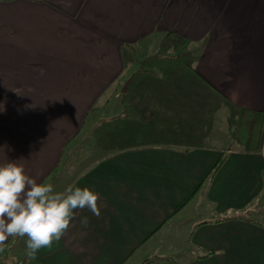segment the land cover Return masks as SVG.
Returning a JSON list of instances; mask_svg holds the SVG:
<instances>
[{
  "label": "crops",
  "instance_id": "0c3cea01",
  "mask_svg": "<svg viewBox=\"0 0 264 264\" xmlns=\"http://www.w3.org/2000/svg\"><path fill=\"white\" fill-rule=\"evenodd\" d=\"M154 36L189 59L139 73L125 47ZM123 80L119 115L89 128L102 155L63 178L90 112ZM9 161L99 194L100 215L77 210L29 264H264V0H0Z\"/></svg>",
  "mask_w": 264,
  "mask_h": 264
},
{
  "label": "clouds",
  "instance_id": "9594fccd",
  "mask_svg": "<svg viewBox=\"0 0 264 264\" xmlns=\"http://www.w3.org/2000/svg\"><path fill=\"white\" fill-rule=\"evenodd\" d=\"M99 194L69 185L58 191L50 183H38L15 161L0 164V245L9 237H27L26 255L35 259L39 250L51 249L76 219L77 210L87 208L99 216ZM83 226L88 218L81 219Z\"/></svg>",
  "mask_w": 264,
  "mask_h": 264
},
{
  "label": "rangeland",
  "instance_id": "374dc122",
  "mask_svg": "<svg viewBox=\"0 0 264 264\" xmlns=\"http://www.w3.org/2000/svg\"><path fill=\"white\" fill-rule=\"evenodd\" d=\"M172 42L176 41H169V39L167 38L154 36L150 37L146 42H144V44L148 45L147 47H138L136 48L137 51L130 48V52L133 51L132 53H136L134 55L135 58L133 62V66H135V69H139V73H141L142 70L151 71L157 70L156 67L162 68V66H164L162 60L176 58L182 60L189 59L188 56L185 55L186 50L182 49L179 51L177 49V46H175ZM195 59H192L191 62ZM135 69L133 68L132 70L134 71ZM128 72L130 73V70ZM123 81L125 82V80ZM124 82H121L119 85L115 84L112 92L108 93V95L104 99H102L100 104H98L90 112V115L86 120L84 129L80 132V134H78L76 141L74 140L70 145L71 151L68 153V157H66V160H64L63 165L60 168V176H63V178L67 177V175L72 176L76 169L80 171L86 165H89L93 161H96L98 159L96 155H102V153H98V146H100L98 137L100 136V131L97 128V130L95 129V131L91 132V129L89 128L91 126L94 127L97 125L99 127L102 119H110L111 117H114V119L116 118V115L118 114V112H120L119 109L122 110V99L119 97L122 95V89H124L125 85L128 83L125 82L124 84ZM123 116L126 117L127 114H124ZM252 137L253 146L249 148L254 150L258 147L260 142V131L257 129L254 136ZM52 179H50L49 182L58 191L63 190L62 187L67 185V183L69 182L68 180L61 181L60 186L58 185V189L56 183ZM26 240L27 237L23 238L22 240L13 242L5 249L0 248V264H3L4 262H6L7 264H29L26 261L28 258V256L26 255Z\"/></svg>",
  "mask_w": 264,
  "mask_h": 264
},
{
  "label": "trees",
  "instance_id": "16d2710c",
  "mask_svg": "<svg viewBox=\"0 0 264 264\" xmlns=\"http://www.w3.org/2000/svg\"><path fill=\"white\" fill-rule=\"evenodd\" d=\"M168 36H171V35H168ZM179 45V44H177ZM126 49H130V47H125ZM201 49V48H200ZM202 51V49H201ZM133 52V51H132ZM200 52V51H199ZM198 53V52H196ZM198 58V56L196 57V59ZM250 115V116H248ZM251 117V118H250ZM253 117H254V114H253ZM251 116V114H247L245 117H244V120H242L240 122V124H238L237 128H236V132H237V136H240L243 139H245L246 137H248V131L250 130V127L248 124H246V121L248 122L249 119H252L253 118ZM225 161V158H221L220 161L216 164V166L213 168L212 172L210 173L209 177L211 178L213 175H215L216 171L223 165ZM20 240V238H16V241ZM27 261V260H26Z\"/></svg>",
  "mask_w": 264,
  "mask_h": 264
},
{
  "label": "water",
  "instance_id": "95a60500",
  "mask_svg": "<svg viewBox=\"0 0 264 264\" xmlns=\"http://www.w3.org/2000/svg\"><path fill=\"white\" fill-rule=\"evenodd\" d=\"M127 88H128V83L125 85V87H124V89H123V93H125L126 92V90H127Z\"/></svg>",
  "mask_w": 264,
  "mask_h": 264
}]
</instances>
